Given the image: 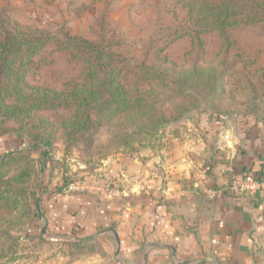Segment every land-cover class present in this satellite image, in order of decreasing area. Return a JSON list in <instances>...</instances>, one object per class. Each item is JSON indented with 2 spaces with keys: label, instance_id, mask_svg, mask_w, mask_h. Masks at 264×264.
<instances>
[{
  "label": "rangeland",
  "instance_id": "1",
  "mask_svg": "<svg viewBox=\"0 0 264 264\" xmlns=\"http://www.w3.org/2000/svg\"><path fill=\"white\" fill-rule=\"evenodd\" d=\"M1 7L11 9L13 17L22 23L40 24L55 32V28L63 27L72 35L105 46L125 71L144 63L173 75L197 65L214 67L216 73L224 76V92L216 95H210L194 82L176 88L168 84L169 77L155 85L157 112L164 116L156 128L149 125L147 131L140 133L138 129L104 123L98 129L92 125L89 132L76 135L71 142H66L61 131H56L52 133L51 148L43 147L45 155L41 150L31 151L8 164L2 170L6 176L15 175L13 169L17 163L25 168L34 165L26 196L31 197L29 193L36 184L39 207L44 194H61L58 188L64 178L69 183L63 193L116 186L123 190L127 181L119 185L118 177H128V170L132 169L128 160L138 158L144 162L166 149H176L181 132L192 134V117L200 110L217 116L249 114L264 118V22L204 33L200 46L194 45L188 35L193 26L180 0H18L17 3L0 0ZM53 48H56L54 44L49 45L43 53L46 61L32 69L31 81L59 86L77 75V69L63 51H52ZM65 111L42 110L40 115L56 122ZM2 126L9 133L0 136V161L8 152L16 153L26 146L21 144L14 120H5ZM122 139H126L123 145ZM122 168L125 171L119 175ZM39 186L48 188L47 192L41 195ZM19 209L14 217L0 222V264H30L40 257L59 259L65 253L80 258L86 252L84 245L73 247L65 240H48L50 232L46 230L41 235L46 225L43 216L38 218L36 204L31 208L37 215L33 220L32 211L30 216L20 217L25 211L23 202ZM35 224L37 233L32 234L30 227ZM39 234L50 242L40 240Z\"/></svg>",
  "mask_w": 264,
  "mask_h": 264
},
{
  "label": "crops",
  "instance_id": "2",
  "mask_svg": "<svg viewBox=\"0 0 264 264\" xmlns=\"http://www.w3.org/2000/svg\"><path fill=\"white\" fill-rule=\"evenodd\" d=\"M191 123L176 149L129 159L128 177H118L123 190L44 194L45 230L58 239L50 241L79 243L71 246L87 253L30 264H264V183L224 189L231 175L264 182V118L200 110Z\"/></svg>",
  "mask_w": 264,
  "mask_h": 264
},
{
  "label": "trees",
  "instance_id": "3",
  "mask_svg": "<svg viewBox=\"0 0 264 264\" xmlns=\"http://www.w3.org/2000/svg\"><path fill=\"white\" fill-rule=\"evenodd\" d=\"M180 4L193 26L187 32L194 45L202 46L204 33L264 22V0H180ZM55 30L40 24L22 23L13 17L11 9L0 8V136L9 133L2 124L12 119L18 126L16 133L21 144L26 145L24 150L8 152L0 161L1 223L14 217V212L22 209H19L22 202L26 215L22 213L20 217L30 216L38 198L36 184L29 193L31 197L26 196L34 165L25 168L24 165L18 167L17 163L13 176H6L2 170L25 153L41 150L45 155L43 147L51 148L52 133L61 131L65 141L71 142L76 135L89 132L92 125L98 129L104 123L134 131L138 129L140 133L147 131L149 125V128H156L164 121V116L157 112L155 100L158 95L154 93V86L163 83L166 77L171 79L168 84L176 88L194 82L210 95L224 92V76L216 73L214 67L192 65L176 74L166 75L140 63L127 73L105 46L72 35L63 27ZM51 44L56 47L52 51H63L78 72L59 86L37 84L30 79L32 69L46 61L43 53ZM61 108L66 114L59 115L56 122L40 115L42 110ZM125 140L122 139V145ZM45 163L43 160V166ZM68 183L64 178L59 193L68 188ZM38 189L42 195L48 188L39 186ZM32 213L31 220L37 216ZM39 238L50 242L41 235Z\"/></svg>",
  "mask_w": 264,
  "mask_h": 264
},
{
  "label": "built area",
  "instance_id": "4",
  "mask_svg": "<svg viewBox=\"0 0 264 264\" xmlns=\"http://www.w3.org/2000/svg\"><path fill=\"white\" fill-rule=\"evenodd\" d=\"M228 172L232 173V169L228 168ZM264 182L261 180H255L251 177H244L242 179L236 178L234 175H231L228 185L224 188L229 193L238 194L242 191H254L258 187H261ZM223 190H212L211 194L216 195L222 193Z\"/></svg>",
  "mask_w": 264,
  "mask_h": 264
},
{
  "label": "water",
  "instance_id": "5",
  "mask_svg": "<svg viewBox=\"0 0 264 264\" xmlns=\"http://www.w3.org/2000/svg\"><path fill=\"white\" fill-rule=\"evenodd\" d=\"M36 208H37V215H38V218L39 219H42V214H41V212H40V210H39V196H38V198H37V200H36ZM44 232H45V228H43V230H42V233L44 234ZM47 239H49V240H58L57 238H47Z\"/></svg>",
  "mask_w": 264,
  "mask_h": 264
}]
</instances>
